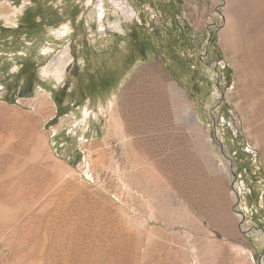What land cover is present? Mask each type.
<instances>
[{
  "label": "rangeland",
  "instance_id": "1",
  "mask_svg": "<svg viewBox=\"0 0 264 264\" xmlns=\"http://www.w3.org/2000/svg\"><path fill=\"white\" fill-rule=\"evenodd\" d=\"M225 9L0 0V264H264V80Z\"/></svg>",
  "mask_w": 264,
  "mask_h": 264
},
{
  "label": "bare ground",
  "instance_id": "2",
  "mask_svg": "<svg viewBox=\"0 0 264 264\" xmlns=\"http://www.w3.org/2000/svg\"><path fill=\"white\" fill-rule=\"evenodd\" d=\"M116 4L119 5L117 2ZM126 12H129L130 15L132 14L131 10L124 9L123 15ZM224 15L226 17V24L222 33L221 42L226 49L234 53L235 57H237L234 63L237 70V85L239 86L241 83L243 79L241 77L245 76L244 73H252L251 66L254 64L250 60L252 56H257L258 60L256 63L259 62L260 66L257 68L258 71L256 74L264 80V0H226ZM118 26V23L115 21L113 28L116 27L117 29ZM255 59L254 61H256ZM170 90L172 94L170 100L173 102L172 109L179 118L188 120L192 125L194 124L193 127H190V130L194 138L196 137L194 142L196 151L200 158L204 160L205 164H211L210 162H213L211 155L213 154H211L210 146L204 139V135L199 127H195V116L191 112V107L187 104L182 90L175 85H171ZM209 166L212 167V165Z\"/></svg>",
  "mask_w": 264,
  "mask_h": 264
}]
</instances>
